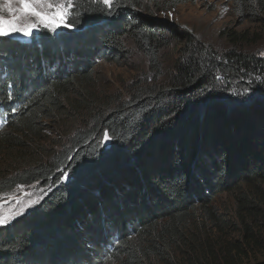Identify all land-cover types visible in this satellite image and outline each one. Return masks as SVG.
Here are the masks:
<instances>
[{"label": "trees", "instance_id": "1", "mask_svg": "<svg viewBox=\"0 0 264 264\" xmlns=\"http://www.w3.org/2000/svg\"><path fill=\"white\" fill-rule=\"evenodd\" d=\"M196 1L116 0L109 9L76 0L66 31L41 28L22 52L0 48V105L14 110L0 131V196L45 189L32 211L0 228V264L264 256V55L244 47L260 37L231 30L227 49L203 47L169 21ZM225 3L238 23L264 28V0ZM168 35L181 54L169 70ZM125 52L139 54L146 73L125 94L95 88V60ZM62 118L73 120L69 131L41 144ZM223 194L230 204L222 208Z\"/></svg>", "mask_w": 264, "mask_h": 264}, {"label": "rangeland", "instance_id": "2", "mask_svg": "<svg viewBox=\"0 0 264 264\" xmlns=\"http://www.w3.org/2000/svg\"><path fill=\"white\" fill-rule=\"evenodd\" d=\"M3 0H0L2 3ZM213 4V7L209 6ZM14 6H18L14 5ZM211 7L212 9H209ZM6 16L7 12L4 13ZM160 19L165 20V15H161ZM170 22L175 26L185 27L189 32L195 36L203 47H212L217 51H223L229 47L228 40L224 37L226 31H242L246 29L250 34H256L260 37V41L254 44L244 46L249 51L256 52L259 55H264V28H258L257 24L250 23L248 21L238 23L231 13L229 4L225 3V0H200L195 3H185L178 5L170 14ZM44 27H38L32 30L30 35H24L20 32L12 33L9 36H0V48L1 51L12 53L22 52L24 48L28 46V49L32 48L30 39L32 35H36L38 31ZM48 29V28H45ZM68 27L63 25L57 27L52 32H63ZM49 30V29H48ZM167 36V35H166ZM168 40L171 41V46L165 51L166 58L164 60V69L169 66L175 65L181 57L177 51L179 45L177 41L168 35ZM30 42V43H29ZM28 43V44H27ZM118 56V59L113 61H104L102 59L95 60V74L93 75L94 86L101 92L116 91L121 94H125L127 86L140 77V74L146 73L145 63L143 59L137 53ZM127 54V55H126ZM170 67L167 69L169 70ZM145 71V72H144ZM167 75L163 74L160 78H157L158 82L166 80ZM74 124L72 119L62 118L59 124L49 123L46 130L42 131L47 137L46 141H42L41 144L48 147V140L51 138L58 139L59 135H63V132H68L69 128ZM45 132V133H44ZM60 133V134H59ZM160 139V137H159ZM103 141V140H102ZM107 141L102 144L107 148ZM7 159L0 157V160ZM45 197V189L38 184L31 186H21L16 188L13 192L0 196V217L11 216L6 223L0 224V228L8 226L12 221L17 218L24 217L30 211H32ZM217 204L222 208L225 205H229L230 201L225 194L221 195ZM35 201V203H31ZM229 201V204H227ZM23 209V211H21ZM19 213V214H15ZM18 218V219H19ZM264 253V251H262ZM258 260H249L248 264H260L264 262V256L262 253H258Z\"/></svg>", "mask_w": 264, "mask_h": 264}, {"label": "snow or ice", "instance_id": "3", "mask_svg": "<svg viewBox=\"0 0 264 264\" xmlns=\"http://www.w3.org/2000/svg\"><path fill=\"white\" fill-rule=\"evenodd\" d=\"M99 2L111 9L115 6L116 0H99ZM17 4L18 6H14ZM76 6V0H3L0 3V36H9L15 32L30 35L32 30L38 27L48 28L50 31L61 25L72 27L70 17ZM108 139L110 137L105 132L102 142ZM66 176L67 173L62 179ZM10 218L11 216L0 217V224L6 223Z\"/></svg>", "mask_w": 264, "mask_h": 264}]
</instances>
